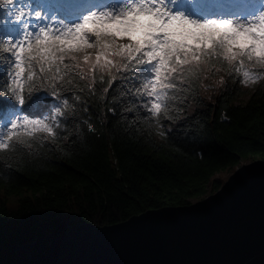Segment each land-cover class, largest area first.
I'll return each mask as SVG.
<instances>
[{
  "label": "snow or ice",
  "instance_id": "snow-or-ice-1",
  "mask_svg": "<svg viewBox=\"0 0 264 264\" xmlns=\"http://www.w3.org/2000/svg\"><path fill=\"white\" fill-rule=\"evenodd\" d=\"M0 61V152L79 139L99 103L182 140L202 72L264 75V0H0Z\"/></svg>",
  "mask_w": 264,
  "mask_h": 264
},
{
  "label": "trees",
  "instance_id": "trees-1",
  "mask_svg": "<svg viewBox=\"0 0 264 264\" xmlns=\"http://www.w3.org/2000/svg\"><path fill=\"white\" fill-rule=\"evenodd\" d=\"M216 68L193 85L187 112L197 127L182 140L161 136L146 122L129 132V122L99 103L90 121L95 130L79 139L70 135V123L68 139L55 148L34 143L0 152V264H13L20 245L78 223L111 225L191 204L221 188L217 173L242 159H264V75L239 102L242 72L221 63ZM206 75L227 77L212 100L203 93Z\"/></svg>",
  "mask_w": 264,
  "mask_h": 264
},
{
  "label": "water",
  "instance_id": "water-1",
  "mask_svg": "<svg viewBox=\"0 0 264 264\" xmlns=\"http://www.w3.org/2000/svg\"><path fill=\"white\" fill-rule=\"evenodd\" d=\"M16 257L13 264H264V159L197 202L111 225L78 223L20 245Z\"/></svg>",
  "mask_w": 264,
  "mask_h": 264
},
{
  "label": "rangeland",
  "instance_id": "rangeland-1",
  "mask_svg": "<svg viewBox=\"0 0 264 264\" xmlns=\"http://www.w3.org/2000/svg\"><path fill=\"white\" fill-rule=\"evenodd\" d=\"M205 87H204V96L208 99V100H212L218 93L220 87L223 85L224 82H226L227 77L223 76V80L221 82V78H216V79H212V77L206 75L205 76ZM261 80V75L260 78L256 81V82H252L251 80L247 83L241 82L242 81V74H241V78L240 81L238 82L237 86L241 89L240 93L238 94V101L239 102H244L248 99L249 95L252 93V91L254 90L256 84ZM158 138H160V135H157ZM253 159H242L240 160V162L232 167L229 170H225V171H221L219 173L216 174V178H219L222 180V185L230 178V176L239 168L241 167L243 164H247L252 162ZM211 191H209L204 197L202 198H195L193 199V202H197L201 199L206 198L207 196L211 195ZM10 201L13 202L14 201V197L10 198Z\"/></svg>",
  "mask_w": 264,
  "mask_h": 264
}]
</instances>
